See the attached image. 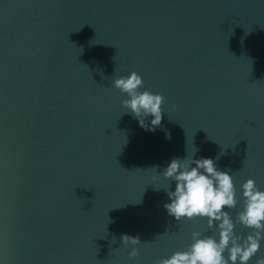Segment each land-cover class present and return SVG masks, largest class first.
Masks as SVG:
<instances>
[{"label":"water","instance_id":"water-1","mask_svg":"<svg viewBox=\"0 0 264 264\" xmlns=\"http://www.w3.org/2000/svg\"><path fill=\"white\" fill-rule=\"evenodd\" d=\"M132 71L164 97L155 131L112 85ZM192 147L232 174L233 216L264 189V0H0V264H155L211 235L153 185Z\"/></svg>","mask_w":264,"mask_h":264},{"label":"clouds","instance_id":"clouds-1","mask_svg":"<svg viewBox=\"0 0 264 264\" xmlns=\"http://www.w3.org/2000/svg\"><path fill=\"white\" fill-rule=\"evenodd\" d=\"M142 84V77L136 71L112 80V85L127 96L121 101L127 109L125 112L141 128L155 131L162 120L164 97L148 89L140 90ZM166 138L170 139V134ZM192 149L183 158L173 157L162 173L154 174L153 185L155 190L163 189L166 193L168 200L163 207L169 216L177 221L199 218L214 231L211 235L192 231L190 243L183 250L174 251L155 264H248L264 241V189L254 179H246L240 185L241 207L233 216L229 210L237 207L238 198L232 174L217 166L218 156L196 157L197 149ZM161 178L168 183L159 184ZM171 182H175L174 188ZM237 224L249 231L238 232ZM120 239L121 244L133 246L128 253L130 257L138 255L139 250L134 246L141 243L139 234L122 233ZM111 242L115 243V238ZM255 264H264V256H258Z\"/></svg>","mask_w":264,"mask_h":264}]
</instances>
